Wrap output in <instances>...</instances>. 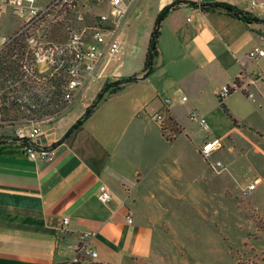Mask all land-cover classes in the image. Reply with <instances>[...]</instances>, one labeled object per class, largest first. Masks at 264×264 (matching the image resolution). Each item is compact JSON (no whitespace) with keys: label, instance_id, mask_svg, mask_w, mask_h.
I'll use <instances>...</instances> for the list:
<instances>
[{"label":"crops","instance_id":"crops-1","mask_svg":"<svg viewBox=\"0 0 264 264\" xmlns=\"http://www.w3.org/2000/svg\"><path fill=\"white\" fill-rule=\"evenodd\" d=\"M48 1L36 0V5ZM76 2L90 14L109 9L108 0L98 5L91 0ZM173 2L135 0L130 5L121 25L120 59L105 57L96 79L65 111L39 124L34 145L53 150L51 160H29L16 140L0 144V264H65L83 233L91 235L96 257L82 256L77 264L147 262L157 245L164 251L170 242L176 249H185L189 234L199 239L202 233L196 230V218L207 221L228 215L226 205L218 208L217 198L231 197L228 167L238 169L240 155L242 165H259L255 167L264 173V137L250 131L264 119V84L249 88L253 103L260 102L258 115L250 111L251 100L241 92L231 93L220 104L225 111L217 102L219 88L241 73H264V54L256 61L247 57L258 44V34H264V25H246L219 12H204L200 5L224 2L260 20L264 9L250 11L247 0L179 4L160 22L157 57L143 77L144 52L130 32L133 22L147 20L143 29L147 41L158 12ZM18 26L13 11L2 10L0 43ZM131 75L137 79L106 95L65 136L103 84ZM191 113L205 119L207 130L190 120ZM155 115L162 117L161 125ZM166 131L176 136L168 140ZM212 135L222 142L214 153L225 159L219 171H213L198 152ZM254 179L264 183L261 176ZM101 185L110 195L105 203L98 200ZM245 188H240L242 196H247ZM63 218L68 219L66 225ZM210 224L208 232L215 239L216 224ZM194 241L191 247H202Z\"/></svg>","mask_w":264,"mask_h":264},{"label":"built area","instance_id":"built-area-1","mask_svg":"<svg viewBox=\"0 0 264 264\" xmlns=\"http://www.w3.org/2000/svg\"><path fill=\"white\" fill-rule=\"evenodd\" d=\"M74 1L76 0H50L43 6H37L36 0H0V12L4 9H10L20 20V26L16 32L2 38L0 43V50L10 45L16 46L18 43L22 45L21 57L18 61L20 72L18 79H21L23 75H26L30 80L40 81L45 79L47 86L52 88L50 91L51 98H59L67 105H70L76 99L89 82L96 79L98 66L105 57L108 56L115 61L120 59L121 25L130 5L135 0H108V12L90 14L86 11L85 15L79 13L75 16V20L80 26L76 29L67 27L65 39L60 41L48 39L49 27L47 26L50 23H56L57 20L50 17L51 13L63 6L64 9L73 8ZM91 1L94 5L103 2V0ZM174 1L188 2V0ZM247 3L250 11L256 8L264 9V2L247 0ZM23 49H25L24 52ZM16 50H13L14 53H16ZM25 54L29 57V63L27 64L22 63ZM263 54L264 34L261 33L258 34V44L247 53V57L252 61H256ZM16 55L14 54L12 58ZM257 83L264 84L263 72L256 70L251 73H241L233 82L219 88L217 91L219 104H222L223 100L233 92L244 93L249 100L255 102L254 95L249 92V88ZM182 99L184 100V98ZM164 102L168 104L169 100L165 99ZM56 116L58 114H55L54 117ZM51 117H49V120L54 118ZM189 118L202 129L207 130L206 121L202 116L191 113ZM154 120L161 125L162 117L160 115H155ZM39 132V123L30 121L25 126L17 127L10 139L22 144L23 152L29 160H51L54 155L53 150L34 145V139ZM165 135L168 140H172L176 136L171 131H166ZM22 140L25 142L22 143ZM221 146V140L213 137L202 142L198 149L201 158L208 162L213 171L224 168L221 162L210 161L212 155ZM257 183L258 180L256 179L248 184L243 190V195H248ZM109 199L110 195L106 187L104 185L99 186L98 200L105 203ZM67 222L68 219L63 218L62 224L66 225ZM127 222L130 223L131 219L127 218ZM90 240L91 235L89 233L80 235L79 243L73 246L74 256L65 264H77L81 261L82 256L95 258L96 252L92 249Z\"/></svg>","mask_w":264,"mask_h":264},{"label":"rangeland","instance_id":"rangeland-1","mask_svg":"<svg viewBox=\"0 0 264 264\" xmlns=\"http://www.w3.org/2000/svg\"><path fill=\"white\" fill-rule=\"evenodd\" d=\"M79 13L86 14L76 1H74L73 8L64 9L63 6L61 9L53 11L50 17L57 20L56 23H50L47 26L49 27L48 39L52 41L65 39L67 27L76 29L80 26L75 20V16ZM149 13L150 10L148 9L145 14L148 15ZM156 17L153 26L157 21ZM146 21L144 17L134 21L130 31L134 33L132 36L136 41L139 39L142 50L145 48L144 51L141 50L144 52V57L152 32V30L149 31L146 41L145 34L143 37ZM6 28L7 26L3 30ZM16 30L7 36L12 35ZM24 51L25 49H23ZM22 63H29L27 54H25ZM32 80L34 79L30 80L26 75H23L21 79H8L0 84V138L10 139L17 127L25 126L30 121L41 124L49 120V117H54L55 114H62L69 106L59 98H51L50 91L52 88L47 86L45 79ZM217 102H219L218 98ZM249 103L250 111H253L254 115H258L261 111L258 103L251 101ZM220 107L225 111L222 105ZM239 126L243 127L241 122H239ZM250 131L264 137V119H259L258 125L250 127ZM212 156V161H219L224 165L225 159L222 156H217V154ZM235 165H239V167L235 166L238 169L228 167L229 182L232 181L231 186L230 183L228 185L231 197L227 194L225 197L219 196L217 198L218 208L226 205L228 215H218V218L216 216L214 220L209 219L207 221L196 218V230L202 232L199 239L193 234H189L185 240V249H176L170 242L171 247L163 251L157 245L151 259L147 262H141V264H264V183L256 184L247 196L240 194V188L252 183L257 176L264 178V173L255 167L259 165H254L253 168L242 165L241 155ZM212 222L217 227L214 229L216 232L215 239H212L214 234L212 233L211 236L208 232L210 228L208 225ZM180 238L182 241L184 236H180ZM193 238H196L193 245L197 243L198 247L202 246L201 248L190 246ZM162 257L167 260H160L159 258Z\"/></svg>","mask_w":264,"mask_h":264},{"label":"trees","instance_id":"trees-1","mask_svg":"<svg viewBox=\"0 0 264 264\" xmlns=\"http://www.w3.org/2000/svg\"><path fill=\"white\" fill-rule=\"evenodd\" d=\"M182 2L174 1L173 3L164 6L157 14L156 23L150 34L147 50L145 52L144 63L142 68L143 77L146 76L153 67L154 60L157 57V38L159 35L160 22L167 16V14L175 9ZM200 10L204 12H219L225 14L234 19L244 22L246 25H251L252 23H260L264 25V20H260L254 17L250 12L243 11L237 7L230 5L228 3H207L201 4ZM21 44H16V46H8L5 49L0 50V84L8 79H18L20 76L18 61L20 60L21 54ZM17 49V50H16ZM13 50H16L14 53ZM14 54L16 57L12 58ZM137 79L136 75H131L126 78L118 79L113 82H106L103 84L101 89L97 92L94 99L90 105L85 109L83 114L71 125V127L66 132L65 136H68L71 132L76 130L96 109L98 104L105 98L106 95L113 94L120 90L125 84L135 81ZM223 106V105H222ZM14 139H4L0 138V144L12 141ZM22 143L25 141L22 140ZM135 264H141V262L136 261Z\"/></svg>","mask_w":264,"mask_h":264}]
</instances>
